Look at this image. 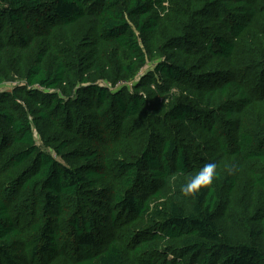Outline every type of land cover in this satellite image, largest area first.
Listing matches in <instances>:
<instances>
[{
  "label": "trees",
  "instance_id": "obj_1",
  "mask_svg": "<svg viewBox=\"0 0 264 264\" xmlns=\"http://www.w3.org/2000/svg\"><path fill=\"white\" fill-rule=\"evenodd\" d=\"M97 62L116 90L89 85ZM16 78L0 264H264V0H0V88Z\"/></svg>",
  "mask_w": 264,
  "mask_h": 264
},
{
  "label": "rangeland",
  "instance_id": "obj_2",
  "mask_svg": "<svg viewBox=\"0 0 264 264\" xmlns=\"http://www.w3.org/2000/svg\"><path fill=\"white\" fill-rule=\"evenodd\" d=\"M72 31H73V35H75V37H77V38H87L88 36H90L89 34H91L92 31L94 32V28H93V24L90 21L84 20L81 23H79L77 26H75V28ZM71 61H72L71 57L67 59V62H71ZM101 64L102 63L97 62L94 65V71H93L94 75L92 76V79H96V80H94L93 82H90L89 85H92L91 83H93L94 85L106 87V88L110 89L111 91L112 90L114 91L115 88L111 84L112 81L106 80L103 76H108V73L110 72L112 74V77H115L116 73L111 72V71L106 72L107 67L104 70H99L98 67ZM150 68H151V65H149L147 68L143 69L139 75V77H140L139 79H141V77L146 75L150 71L149 70ZM84 76L85 77L87 76V78H89L90 77V71L88 73H84ZM139 79H137V80H139ZM5 86H7V88ZM5 86L0 88V93L5 92L7 90L12 92L15 88L23 86V82L19 78H16L15 80H12L11 82L5 84ZM120 86L128 87V88H130V90H132V88L134 86V81L121 82V83L117 84L116 88H119ZM59 94H61V93H59ZM257 109H258V106L255 107L251 111V114H253V116H257L256 113H258V112L263 113L262 109L260 111H257ZM37 143H38V147L40 149L45 150L47 152H51V150H52L51 147L49 145L45 144L44 141L38 140Z\"/></svg>",
  "mask_w": 264,
  "mask_h": 264
},
{
  "label": "clouds",
  "instance_id": "obj_3",
  "mask_svg": "<svg viewBox=\"0 0 264 264\" xmlns=\"http://www.w3.org/2000/svg\"><path fill=\"white\" fill-rule=\"evenodd\" d=\"M215 163H206L182 188L184 196H193L201 189H209L217 178Z\"/></svg>",
  "mask_w": 264,
  "mask_h": 264
}]
</instances>
